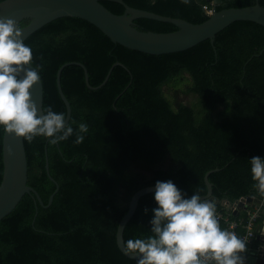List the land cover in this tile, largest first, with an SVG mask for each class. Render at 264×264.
Masks as SVG:
<instances>
[{"label":"trees","instance_id":"16d2710c","mask_svg":"<svg viewBox=\"0 0 264 264\" xmlns=\"http://www.w3.org/2000/svg\"><path fill=\"white\" fill-rule=\"evenodd\" d=\"M4 1V0H0ZM128 5L164 16L203 23L204 5L213 0H124ZM257 0H220L218 10L246 7ZM264 6V0H259ZM113 13L123 4L104 0ZM139 28L173 32L172 23L149 18ZM29 20H23L21 27ZM24 44L32 49V64L40 65L44 112L49 106L67 116L58 85V70L81 62L84 69L66 66L62 88L70 101L74 134L56 144L52 138L25 140L28 183L45 204L57 186L46 170V146L51 176L59 183L51 206L43 207L26 194L13 212L0 221V264H137L119 248L117 230L133 195L157 181L171 180L189 198L208 193L210 175L214 199L232 203L244 196L261 197L253 188L250 159L264 158V26L237 21L210 40L181 52L152 55L114 43L94 24L77 17L54 20L33 33ZM215 47V48H214ZM188 73L186 92L198 97V107L176 106L164 87L180 86ZM220 107H223L220 109ZM88 125L84 141L75 144L79 124ZM3 127L0 126V185L4 174ZM168 162V165L163 166ZM160 165L151 177L136 170ZM154 192L144 195L124 241L152 235ZM145 209L148 211L145 212ZM226 230L223 221H219ZM241 228L239 233H243ZM255 245L256 241H254Z\"/></svg>","mask_w":264,"mask_h":264},{"label":"clouds","instance_id":"9594fccd","mask_svg":"<svg viewBox=\"0 0 264 264\" xmlns=\"http://www.w3.org/2000/svg\"><path fill=\"white\" fill-rule=\"evenodd\" d=\"M32 61V49L24 44L17 20L0 16V126L29 143L38 136L52 138V144L67 140L74 129L63 113L51 106L38 113L30 89L40 82V65L34 70L26 67ZM88 130L80 123L74 143L81 144ZM8 154H14L11 147ZM250 165L253 188L264 197V158L254 156ZM154 200L152 235L126 241L125 252L138 256L137 264H245L249 241L221 228L214 202L198 193L186 198L171 180L155 183Z\"/></svg>","mask_w":264,"mask_h":264},{"label":"water","instance_id":"95a60500","mask_svg":"<svg viewBox=\"0 0 264 264\" xmlns=\"http://www.w3.org/2000/svg\"><path fill=\"white\" fill-rule=\"evenodd\" d=\"M104 0H4L0 2V16L11 17L17 20L19 25L23 20H29L27 25L21 27L22 40L25 42L33 33L44 27L46 24L63 17H77L84 19L102 30L114 43L127 48L145 52L152 55L170 54L188 50L199 43L210 40L215 46V40L222 30L237 21H252L264 26V6L257 0L256 4L246 7H230L218 10V0H213L214 11L208 20L203 23H192L182 18L164 16L152 11L143 10L128 5L124 0H108L121 3L125 7L123 14H115L103 3ZM149 18L158 21L168 22L176 25L178 30L167 33L142 30L135 22L137 19ZM215 48V47H214ZM69 65H79L84 69L87 85L92 89L103 87L109 80L112 71L116 66L126 67L121 62H116L110 68L105 80L99 86L90 84V76L86 66L77 61L67 62L58 70L57 85L60 95L67 106L66 124L69 123L72 115V108L69 99L65 95L61 76L64 68ZM35 69V66H26ZM40 75V74H39ZM23 76V73H21ZM32 98L37 102L38 113L44 112V84L40 76V82L30 89ZM13 149V155L8 154V148ZM46 170L50 179L56 184L55 192L50 196L49 203L45 204L39 192L29 185V162L25 140L15 138L13 135L4 133L3 137V161L4 174L0 185V221L15 210L26 194H32L36 204L39 202L43 207L52 205L56 193L59 191V183L51 176L48 148L46 146ZM220 168L209 171L205 176L208 193L201 196L214 203L220 202L214 199L213 184L210 182V175L220 171ZM166 182V181H163ZM151 192H155V185L147 186L138 190L132 197L129 210L119 223L117 230V243L120 250L131 259H138V256L126 254L124 233L128 223L135 215L141 198ZM239 212L246 205L264 206V202L257 196H244L238 201ZM221 204L232 207V202L223 200ZM260 242L258 250L246 254L245 264H264V227L261 234L257 236Z\"/></svg>","mask_w":264,"mask_h":264},{"label":"built area","instance_id":"2783aa9c","mask_svg":"<svg viewBox=\"0 0 264 264\" xmlns=\"http://www.w3.org/2000/svg\"><path fill=\"white\" fill-rule=\"evenodd\" d=\"M204 11L208 16L213 14V6L204 5ZM258 197V196H257ZM264 202V197L260 198ZM216 214L219 221H223L226 225V230L233 231L239 238L246 239L248 246L257 239V236L262 233L263 227H258L259 221L264 218V206L246 205L244 209L236 215L238 209V202H233L231 208L218 203H215ZM243 233H239L240 229Z\"/></svg>","mask_w":264,"mask_h":264},{"label":"rangeland","instance_id":"374dc122","mask_svg":"<svg viewBox=\"0 0 264 264\" xmlns=\"http://www.w3.org/2000/svg\"><path fill=\"white\" fill-rule=\"evenodd\" d=\"M183 76L185 77L184 83L180 86L174 85H167L164 87L165 94L167 98L172 102L174 106L178 103H184L190 106L198 107V97L195 94H189L186 92L187 85L191 83V78L188 73H184ZM223 107H220V109ZM168 165V162L164 163L163 166ZM160 165H155L148 169H144L141 166H136L137 171H141L145 173L148 177L153 175V172L160 168Z\"/></svg>","mask_w":264,"mask_h":264},{"label":"crops","instance_id":"0c3cea01","mask_svg":"<svg viewBox=\"0 0 264 264\" xmlns=\"http://www.w3.org/2000/svg\"><path fill=\"white\" fill-rule=\"evenodd\" d=\"M218 1H220V0H218ZM241 212V211H240ZM239 212V213H240ZM258 227H264V218L261 220V221H259V223H258ZM256 241V244H258V245H255L254 244V242H252L249 246H248V251L244 254V255H246V254H250L252 251H254V250H258V248L260 247V242L259 241H257V240H255Z\"/></svg>","mask_w":264,"mask_h":264}]
</instances>
